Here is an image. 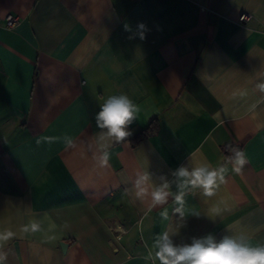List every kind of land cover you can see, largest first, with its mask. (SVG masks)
<instances>
[{
    "label": "crops",
    "instance_id": "1",
    "mask_svg": "<svg viewBox=\"0 0 264 264\" xmlns=\"http://www.w3.org/2000/svg\"><path fill=\"white\" fill-rule=\"evenodd\" d=\"M260 84L264 0H0V264H159L155 238L182 219L177 244L264 242ZM120 94L139 112L102 164L95 115ZM232 148L246 156L240 173ZM202 164L227 169L211 196L183 189L181 219L171 184L152 206L161 177Z\"/></svg>",
    "mask_w": 264,
    "mask_h": 264
},
{
    "label": "clouds",
    "instance_id": "2",
    "mask_svg": "<svg viewBox=\"0 0 264 264\" xmlns=\"http://www.w3.org/2000/svg\"><path fill=\"white\" fill-rule=\"evenodd\" d=\"M125 30L131 31L129 25L125 24ZM148 31L145 24L137 25L135 36L144 40ZM130 36L129 39L135 38ZM259 88L264 91V84H260ZM139 109L129 96L125 94L114 95L108 97L100 110L95 115L97 127L101 130L99 139L105 141L102 144L104 149L101 156V163L108 160L107 149L110 143H118L126 140L131 136L129 126L136 120ZM233 155L229 158L233 166V171L240 173L246 164L245 153L238 149H231ZM226 167L221 166L218 169L211 168L208 164H202L197 167H189L181 165L171 172L172 181H168L165 177H161L164 181L160 185H154L150 192L152 206L163 205L167 202L169 196L168 189L171 184H176L180 189V194L175 196V200L179 207L175 212L182 219L183 212V189L186 188H202L206 195L211 196L213 189L219 183H223ZM149 180V175L140 176L135 183L138 189L136 196L145 195L147 190L142 187ZM163 219L167 220L168 212L165 210L161 213ZM198 216V215H197ZM183 225L182 222L178 226L177 231H163L154 240L153 247L156 249L154 258L159 264H264V242L253 243L249 237L244 234L225 235L217 240L212 234L200 238H192L191 243L177 244L173 237L179 234V229ZM33 230L38 229V225H33ZM8 237L0 236V240H6ZM4 259L0 256V261Z\"/></svg>",
    "mask_w": 264,
    "mask_h": 264
},
{
    "label": "built area",
    "instance_id": "3",
    "mask_svg": "<svg viewBox=\"0 0 264 264\" xmlns=\"http://www.w3.org/2000/svg\"><path fill=\"white\" fill-rule=\"evenodd\" d=\"M251 18V15L249 13H241V15L239 16V21L241 23H246L249 19ZM4 21H5V27L7 29H13L19 22V17L17 15L8 13L5 15L4 17ZM117 236H119L117 234Z\"/></svg>",
    "mask_w": 264,
    "mask_h": 264
},
{
    "label": "trees",
    "instance_id": "4",
    "mask_svg": "<svg viewBox=\"0 0 264 264\" xmlns=\"http://www.w3.org/2000/svg\"><path fill=\"white\" fill-rule=\"evenodd\" d=\"M149 132H151L149 129H144L141 132H139L135 137L137 138L139 135H145L148 134Z\"/></svg>",
    "mask_w": 264,
    "mask_h": 264
},
{
    "label": "water",
    "instance_id": "5",
    "mask_svg": "<svg viewBox=\"0 0 264 264\" xmlns=\"http://www.w3.org/2000/svg\"><path fill=\"white\" fill-rule=\"evenodd\" d=\"M61 249L64 251L65 250V244L64 243H60Z\"/></svg>",
    "mask_w": 264,
    "mask_h": 264
}]
</instances>
